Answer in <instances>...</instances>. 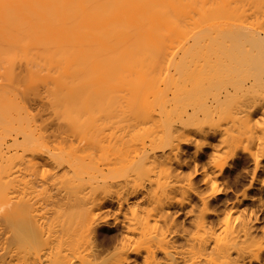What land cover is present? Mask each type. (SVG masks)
I'll use <instances>...</instances> for the list:
<instances>
[{"label":"bare ground","instance_id":"obj_1","mask_svg":"<svg viewBox=\"0 0 264 264\" xmlns=\"http://www.w3.org/2000/svg\"><path fill=\"white\" fill-rule=\"evenodd\" d=\"M258 132L264 0H0V264L257 260Z\"/></svg>","mask_w":264,"mask_h":264},{"label":"rangeland","instance_id":"obj_2","mask_svg":"<svg viewBox=\"0 0 264 264\" xmlns=\"http://www.w3.org/2000/svg\"><path fill=\"white\" fill-rule=\"evenodd\" d=\"M260 140H264V132H258ZM235 162H237V167L232 169H226L225 170V178L229 181V183L234 187L237 188L239 185H244L249 179V176L251 174V165L249 164L248 158L246 157V154H239L238 157L234 159ZM262 162H264V158L261 159ZM17 167V165L15 166ZM257 174L260 176L264 175V170H257ZM195 180H198L199 176L194 177ZM250 191V190H249ZM37 196V191L35 192ZM219 195L218 197H220ZM256 217L257 221L254 222V225L257 226L255 230H253V238L261 242V244L264 246V207L262 211H255L254 214H252L251 219ZM113 231L108 229L105 225H99L98 227V236L103 237L102 234H111ZM113 234V233H112ZM108 240H104L103 243H107ZM249 257H246L245 259H248ZM248 264H264V249L261 255L257 258V260H251L248 262Z\"/></svg>","mask_w":264,"mask_h":264}]
</instances>
